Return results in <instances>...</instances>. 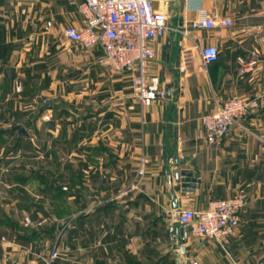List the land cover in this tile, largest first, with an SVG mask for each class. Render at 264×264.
<instances>
[{
  "label": "crops",
  "instance_id": "obj_1",
  "mask_svg": "<svg viewBox=\"0 0 264 264\" xmlns=\"http://www.w3.org/2000/svg\"><path fill=\"white\" fill-rule=\"evenodd\" d=\"M78 1L0 0V114L27 118L0 121V231L6 237L0 264H192L195 258L200 264L254 263L264 240V0H183L178 8L171 0H155L168 12L169 29L151 41L149 74L159 75L163 88L178 77L179 92L150 105L136 95L133 71L114 70L100 46L91 50L94 55H76L72 47L79 45L66 37L57 42L58 61H52L44 32L82 25ZM204 11L234 23L191 27ZM27 29L31 38L24 41ZM209 44L217 45L219 57L206 63L201 48ZM56 76L59 99L74 105L69 140L65 130L73 121L56 120L55 110L52 119L32 120L28 103L17 98L30 90L33 100L45 95L54 104L48 91ZM19 79L26 85L21 95ZM237 94L260 95L259 106L221 139L208 140L201 117ZM40 122L49 145L54 137V143L73 142V163L42 172L21 163V149L35 148L30 130ZM17 123L30 135L6 129ZM176 147L180 157L196 158L201 171L194 190L175 191L180 209L206 208L210 199L238 190L248 195L239 225L223 245L189 232L186 252L175 247L171 227L178 223L167 171ZM56 182L68 185L65 194L51 187Z\"/></svg>",
  "mask_w": 264,
  "mask_h": 264
},
{
  "label": "built area",
  "instance_id": "obj_2",
  "mask_svg": "<svg viewBox=\"0 0 264 264\" xmlns=\"http://www.w3.org/2000/svg\"><path fill=\"white\" fill-rule=\"evenodd\" d=\"M167 4L169 0L165 1ZM78 10L83 23L64 28L65 37L78 45L94 50L100 46L108 64L118 71H133V89L143 105L154 103L165 96L159 75H150L149 66L155 58L151 41L167 32L169 15L167 10L156 7L155 0H79ZM232 17L216 18L205 11L190 21L193 28L230 26ZM51 21L47 22V26ZM187 33V30H184ZM206 63L219 57L217 45L201 48ZM244 63V60L241 59ZM253 60L244 63L252 65ZM260 95L231 96L217 104L216 108L201 117L202 130L210 141L221 139L239 121L259 106ZM49 118V115L44 114ZM249 202L248 195L238 190L227 197L210 199L206 208H179L180 222L188 226L189 232L221 241L238 227L240 213ZM6 237L0 231V240ZM52 252V257L58 255ZM192 264H198L192 260Z\"/></svg>",
  "mask_w": 264,
  "mask_h": 264
},
{
  "label": "rangeland",
  "instance_id": "obj_3",
  "mask_svg": "<svg viewBox=\"0 0 264 264\" xmlns=\"http://www.w3.org/2000/svg\"><path fill=\"white\" fill-rule=\"evenodd\" d=\"M1 18H7V17H5L4 15H1ZM24 23L26 25L25 27H27L26 20ZM44 30L47 31L48 29L45 28ZM29 33L30 32L27 29L26 34L23 37L24 41L30 40L31 37H30ZM44 33L49 35V40H50L49 51H50V55L52 56L51 58L54 59L52 61L53 62L58 61L57 58L59 57V54H58L59 48L57 47V42H62V40H65L66 37H65L63 31H61V30L55 31V32H44ZM25 44L26 43L23 42L20 45L24 46ZM23 48L24 47H22V48L20 47L18 50L24 51L25 49L23 50ZM72 49L74 50L76 55H80V56L94 55V52H91V50L86 49L80 45H79V47H72ZM65 50H68V48ZM53 67H55V65L51 66V68H53ZM57 78H58V76H56V79H52L50 81V83L53 84V87H51L48 91L49 95H52L53 98L55 99V103L51 107H49V108L45 109L43 112H41V114L37 115V113L40 109V105L43 103V99L40 96H37L36 100H33V97H31V94L29 92L30 90H29L27 93V96H23V94H22V96H17V98L19 101L21 100V102H23L24 105L28 103V107H30V109L27 110V111H30L28 113V116L31 117L32 120H34V119L36 120L37 118H39L40 121L52 119L51 112H53L55 110L54 117H56V120L58 119V120L62 121V119H69V121H73L74 123H71L65 130V133H67L66 139L69 140L71 137H73L74 127H75V123H76V120L73 117L74 105L71 101L63 100L61 98L59 99V95L57 94L59 92L58 91L59 90V88H58L59 84H58ZM16 86L18 89H20V90L16 91L17 94L21 95V93H23V89L26 88L24 81L21 79L17 80ZM62 90H63V87H62ZM66 107H68V108H66ZM66 112L70 113V115L67 114ZM0 113H1V111H0ZM19 113H20V111H19ZM44 114L49 115V118L44 117ZM13 116H15V118ZM19 119L27 121L26 117L23 118V115H17L15 111L6 110L5 113L3 112L2 114H0V121L2 122L1 124H4V122H7V121L8 122H14V121L19 120ZM34 123H33V127H31L30 133H31V136L33 137V142H34L33 144L35 145V148H34V150L32 148H22L21 149V153H22L21 156L24 157V158L22 157L23 161H21V163L23 164L24 161H27L26 166L27 167H29L30 165L33 166L35 169H37V172L38 171L42 172L46 168L48 169V167H50L53 170H57L58 168L62 169L61 164L67 165V163H69V162L73 163V157H74L73 156V144H72L73 142L71 144L70 143L68 144V142H66L65 144L54 143V141L56 139L54 137V139L52 138L53 140H52V142H50V145H49V143L47 142V136H49V135L46 132V127H44L41 122L38 124L39 125L38 127ZM27 135L29 136L30 134L27 132ZM51 135H53V134L51 133ZM9 143L11 144V141ZM9 143H8V145H6V147L7 146L9 147ZM47 145L49 147H47ZM10 147H11V145H10ZM52 149H53V153H52ZM54 150H58V159L55 158L56 155L54 153ZM57 162L59 163V166H58ZM67 177H65V175H56L53 177V179L56 180L59 178L61 180H68ZM218 243L223 245L224 242L222 243V241H219ZM258 250L259 251L263 250V251H261L258 256L254 257V261H253L254 263H251V264H264V240H263V243L261 241L260 244L258 245ZM193 260L198 261V259H196V258ZM183 263L187 264V262H185V261L179 262V264H183ZM198 264H200L199 261H198ZM242 264H245V262L243 260H242Z\"/></svg>",
  "mask_w": 264,
  "mask_h": 264
},
{
  "label": "water",
  "instance_id": "obj_4",
  "mask_svg": "<svg viewBox=\"0 0 264 264\" xmlns=\"http://www.w3.org/2000/svg\"><path fill=\"white\" fill-rule=\"evenodd\" d=\"M183 0H171L170 4L175 7H180ZM178 73V72H177ZM166 89V97H172L173 95H176L179 92V78L177 77L175 79L173 86H167ZM44 102L40 105L39 112H43L45 109L51 107L53 105V100L49 96H43ZM14 129H17L19 132H23L27 134V129L22 123H17L13 125ZM173 162L169 163L168 165V181L170 183V189L171 193L174 198V204H173V219L175 222L178 223L176 227L172 226L171 231L175 232V247H177L182 252H186V245L185 243L189 239V228L184 223L180 222V209H179V201L176 198L175 191L178 189H182L185 191L188 190H194L197 184V181L199 180V176L201 174V171L197 165V159L192 158L189 155H185L180 157L178 149L176 147L175 153L173 156ZM189 162L193 165V167H188L185 164ZM173 166H176V169L172 170ZM31 172L35 171V168L33 166H29ZM174 181L176 183H174ZM63 188H67V184H61Z\"/></svg>",
  "mask_w": 264,
  "mask_h": 264
},
{
  "label": "trees",
  "instance_id": "obj_5",
  "mask_svg": "<svg viewBox=\"0 0 264 264\" xmlns=\"http://www.w3.org/2000/svg\"><path fill=\"white\" fill-rule=\"evenodd\" d=\"M39 114H41V112L38 111L37 115H39ZM6 129L7 130H15L13 128V126H10V127L6 128ZM61 184H64V183H57V182L56 183H51V187L56 190L57 194L63 195V194H65L67 192V189L63 188L61 186Z\"/></svg>",
  "mask_w": 264,
  "mask_h": 264
}]
</instances>
